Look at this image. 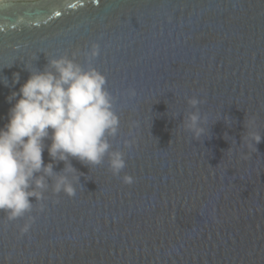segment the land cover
I'll list each match as a JSON object with an SVG mask.
<instances>
[{
  "label": "water",
  "instance_id": "obj_1",
  "mask_svg": "<svg viewBox=\"0 0 264 264\" xmlns=\"http://www.w3.org/2000/svg\"><path fill=\"white\" fill-rule=\"evenodd\" d=\"M61 56L105 77L125 167L70 157L68 195L52 161L42 199L0 210V264H264V0H5L0 127L27 68Z\"/></svg>",
  "mask_w": 264,
  "mask_h": 264
},
{
  "label": "clouds",
  "instance_id": "obj_2",
  "mask_svg": "<svg viewBox=\"0 0 264 264\" xmlns=\"http://www.w3.org/2000/svg\"><path fill=\"white\" fill-rule=\"evenodd\" d=\"M4 2L0 0V4ZM96 52L94 47L92 55ZM27 69L28 79L8 97L15 103L9 109L7 123L0 127V210L6 211L10 220L32 208L30 197L42 199L36 189L44 188L45 181L36 174L53 176L52 161L66 162L63 174L55 175L54 191L68 195L74 194L68 175L75 170L70 157L95 165L107 154L113 174L118 175L125 167L123 153L109 151L107 136L116 135L119 120L105 88V77L66 56L50 59L43 71ZM18 80L19 75L14 74V82ZM189 102L196 106L200 101L193 97ZM199 120V114L193 112L186 125L196 137L205 131L198 126ZM261 138L258 133L252 135L255 144ZM46 140L50 143L45 144ZM45 148L52 158L48 163L43 159ZM124 181L132 182L130 176ZM28 228L26 224L21 231Z\"/></svg>",
  "mask_w": 264,
  "mask_h": 264
}]
</instances>
